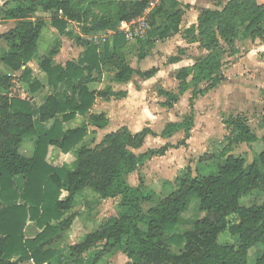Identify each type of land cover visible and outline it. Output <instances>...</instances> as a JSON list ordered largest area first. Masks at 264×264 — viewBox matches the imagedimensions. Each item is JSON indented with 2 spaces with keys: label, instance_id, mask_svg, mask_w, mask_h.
Returning <instances> with one entry per match:
<instances>
[{
  "label": "trees",
  "instance_id": "trees-1",
  "mask_svg": "<svg viewBox=\"0 0 264 264\" xmlns=\"http://www.w3.org/2000/svg\"><path fill=\"white\" fill-rule=\"evenodd\" d=\"M213 7H199L197 22L183 27L189 4L180 0H161L148 12L149 29L137 38L138 59L146 58L157 42L181 34L188 44L197 43L207 54L194 58L191 65L176 68L178 90H160L173 107L190 89L189 116L166 124L162 135L171 137L180 130L184 138L176 144L149 149L137 154L149 128L132 133L127 127L111 132L96 146L84 143L90 126L104 128L106 114L89 113L98 96H121L110 87L91 90L89 84L101 78L105 70L114 72L112 80L128 83L136 76L151 79L159 66L134 69L126 58L129 43L120 26L143 16L151 0H2L0 10L15 26L0 34L6 47L0 48V61L17 72L36 60L46 74V83L33 77L26 66L19 76L0 73V264H98L107 254L121 250L125 264H248L249 251L258 246L256 264H264V201L241 205V197L264 196V134L259 137L246 117L238 114L224 120L229 146L217 156L200 157L195 172L191 169L167 195H157L143 180L136 186L128 175L155 156H164L171 148L186 146L195 119V101L220 84L225 76V56L239 52L236 41L254 42L264 38V3L258 0H213ZM38 11L51 13V25L58 36L45 55L38 53L42 31L47 26ZM70 22L80 23L84 35L68 30ZM112 30L110 36H94ZM61 36L72 37L84 46L78 60L58 64ZM188 47H179L167 57L175 64L186 57ZM203 82L207 86L201 87ZM25 86V87H24ZM46 88L41 103L35 94ZM264 124V87L261 90ZM84 115L87 120L73 127L65 123ZM263 148L248 162L230 152L233 145ZM31 144L30 155L21 150ZM70 165H53L48 160L51 146L69 153L80 144ZM96 195L95 204L116 199L115 214L63 251L61 241L78 218V196ZM197 197L199 215L191 229L183 213ZM150 204L145 207V204ZM39 232L28 237V222ZM228 230L235 242H220ZM172 247H179L173 252Z\"/></svg>",
  "mask_w": 264,
  "mask_h": 264
},
{
  "label": "crops",
  "instance_id": "crops-1",
  "mask_svg": "<svg viewBox=\"0 0 264 264\" xmlns=\"http://www.w3.org/2000/svg\"><path fill=\"white\" fill-rule=\"evenodd\" d=\"M183 4H189L190 7L187 8L186 14L184 16L183 20V27H188L194 23L197 22V17H198V8L199 7H213L215 4L213 0H180ZM259 3H264V0H258ZM0 3H2V0H0ZM35 17H43L45 18L47 22V26L44 28V30L41 33L40 40H39V47H38V53L40 56L45 55L47 51L49 50H44L46 49V46L49 45L50 41L51 43L56 39L58 36L57 30L51 25V13L48 12H43V11H38ZM15 20L11 19H5L3 12L0 10V34L8 31L12 27L15 26ZM81 24L76 23V22H70L68 26V30H71L73 27H75L82 36L90 38L93 35H84L81 31ZM114 34V31L112 30H106L97 33L94 36H112ZM181 36V34H180ZM66 36H61L62 38V43L64 42V38ZM70 38V37H67ZM72 38V37H71ZM262 39H256L250 47L249 51L242 55L241 58L235 59L232 64L230 65V68H227V64L223 67V74L225 76L224 80L218 84L216 87L213 89L209 90L207 93L204 95H200L196 101H195V110H196V121H194V126L191 130V137L187 141V145H190L189 148L192 149V141L194 139V131H195V124L197 123V117L201 116V114L204 112L200 108L203 105V103H207L206 106L204 107V110L210 109V112L214 111V109L220 106L229 105L233 104L234 108H239L240 111L238 113H242L244 109L248 108V105H251V92L252 90H239V92H235L234 88H231V78H230V73L231 71H237V68L239 67L243 73L242 76L244 78H261L264 77V42H261ZM73 41L75 42L76 45L81 47V51L77 56H73L71 58H68V55L64 54V48L60 47V51L57 53L55 56V61L58 64L65 65L68 61L70 60H78L82 53L84 52L85 48L84 46L78 44L75 39L73 38ZM43 43V44H42ZM157 45V44H156ZM155 45V46H156ZM178 45H181V47H188V54L195 56V58H200L203 57L207 54V51L203 48H200L197 43L193 44H188L183 37L181 36L180 43ZM42 46V47H41ZM51 46V45H50ZM3 47L0 45V48ZM44 48V49H43ZM50 48V47H49ZM139 54V47L138 43L129 40L127 49H126V58L129 61L130 57L131 58H138ZM148 56L140 61V66L139 69L145 70L149 69L154 65H149L147 62ZM138 60V59H137ZM130 65L134 68H138V64H135L134 61H129ZM194 60L193 59H187L185 57L182 59L179 63L175 64H170V67L176 69L182 66H187L193 64ZM172 65V66H171ZM178 65V66H177ZM26 66H28L33 73V77L38 78L39 80L43 81L46 83V74L39 69L38 63L36 60L30 61ZM26 66H23L21 70L17 72H12L10 71L1 61H0V73H7L9 75L13 76H19L22 71L25 69ZM156 66V65H155ZM224 68H227L224 70ZM246 68H250V70H247ZM114 72L111 70H105L103 71L101 78L97 81H94L89 84V87L91 90H103L107 87H110L115 93L122 92L123 95L121 96H109V97H104V96H98L96 98V101L92 108L90 109L89 113L93 114H101L104 113L107 115L109 122L104 128H98L96 126H90V134L85 138L84 143H89L91 146H96L99 144L105 135L117 131L121 129L122 127H127L132 133H137L142 131L144 128H149L152 130L153 133H149L145 137L144 144L137 149H134V151L139 154V153H144L148 151L149 149H155L159 148L166 143H171V142H165L163 144V141L169 138L173 137L175 134L181 135V132L184 133L183 130L178 131L171 137H164L162 135V132L169 122H177L180 121L178 120L177 114L175 112V108L177 105L181 102H188L191 96V91L193 90V85L191 84L190 89L186 91L181 97L180 100L174 104L173 107H166L162 104L166 100V97L164 95H159L158 97L156 96L154 99L149 98V95H151L152 92L155 90H146L144 87V84L147 80L140 78L139 76H136L133 80H131L128 83H118L112 80ZM109 75V80L106 82V77ZM175 81L171 84L170 89L167 90H178V85L179 82L174 77ZM169 81V80H168ZM25 87V86H24ZM261 88L259 87V90ZM47 90L46 88L42 89L38 93L35 94V101L38 103V97L40 96L41 100L39 103H41L46 95H47ZM261 94V92H259ZM261 99V98H260ZM209 102V103H208ZM185 110L186 107L189 105H184ZM190 111V108H189ZM237 113V114H238ZM201 118V117H200ZM87 120V117L84 115L77 114L75 118L72 120L68 121L65 123V127L67 128H73L76 127L83 122ZM184 135V134H183ZM259 136V135H258ZM184 138V136H183ZM182 138V139H183ZM162 141L161 146L159 147H149L147 143L149 141ZM171 144H176L172 142ZM83 145L80 144L77 146L74 150H72L69 153H62L59 148L55 146H51L48 154V160L49 162L50 155L52 154V159L58 160L63 157H66L67 155L72 154L75 159L76 155V150ZM186 145V146H187ZM173 149V148H171ZM182 151V147L179 148H174V150ZM170 150V149H169ZM185 150V149H184ZM169 153V151H168ZM164 156H155L149 158L146 163L139 167L136 171L130 173L128 175V182L132 186H136L140 183V180H143L144 183L149 186L152 190L156 192L157 195H167L169 192H171L177 185L178 181L180 178L184 176V174L187 172L185 167H181L182 165L175 166L177 167V170H174L173 167L170 168L171 165H173L174 160L171 162H166V166L163 167V169L158 173V177L160 180L156 182L155 185L151 183L152 179V174L154 173L151 172L148 169V165L152 163L155 159H167V154ZM53 165H63L62 164H54L51 162ZM180 163V162H178ZM171 171V172H170ZM109 200H116V199H104L101 200L102 202H107ZM200 203V200H199ZM199 207V205H198ZM39 232V228L35 226L32 222H28L25 228V233L28 237H33ZM85 234L80 235L79 240H81L84 237ZM68 238V237H67ZM77 235L73 236L69 235V240L66 242V239L61 240L58 242V244H62L60 251H63L67 248V246L76 243ZM20 264H34L33 261H26ZM46 264V263H45Z\"/></svg>",
  "mask_w": 264,
  "mask_h": 264
},
{
  "label": "rangeland",
  "instance_id": "rangeland-1",
  "mask_svg": "<svg viewBox=\"0 0 264 264\" xmlns=\"http://www.w3.org/2000/svg\"><path fill=\"white\" fill-rule=\"evenodd\" d=\"M74 32H77V29L75 27L72 28ZM64 42L61 44V47L64 48V54L68 55V58H71L73 56H77L79 52L81 51V47L76 45L73 41V38H67L63 37ZM181 36L180 34L175 35L174 37L169 38L166 41H159L157 42V45L152 49L151 53L148 55L147 62L151 65L159 66L160 70L155 75V77L147 80L144 84V87L146 90H155L154 92L149 95V98H155L158 97L160 90H167L170 89L171 84L173 81H175V71L176 69L170 67V64H166L167 57L171 54H175L178 51V48L181 47V45H178L180 43ZM134 42H137L134 40ZM261 42H264V38L261 40ZM53 43V42H52ZM52 43L50 41L49 45L46 46L45 51L49 49V47L52 46ZM254 42H241L236 41V46L239 48V52L235 54L234 56H225L227 68H230V65L235 59L241 58L242 55L247 53L249 51L250 47H252ZM43 44V43H42ZM0 45L3 47H6V43L4 41H0ZM51 45V46H50ZM42 47V46H41ZM189 48H186L188 51ZM187 59H194L195 56L189 55L188 52L186 53ZM138 59V58H137ZM135 58L129 59V61H134L135 64H138V68L140 66L139 59L137 60ZM179 63V62H178ZM172 66V65H171ZM178 66V65H177ZM227 68H224L226 70ZM247 70H250V68H246ZM243 71L238 67L237 71H231L230 78L232 79L229 84H231V88H234L235 92H239V90H252L251 92V105L249 106V109L246 108L243 110L242 113H238L240 111L239 108H234V105L231 103L229 105L220 106L214 109V111L210 112V109L204 110V107L207 103H203L201 110L204 111L199 118L197 117V123L195 124V131H194V139L191 143L192 149L189 148L190 145L187 146H181L182 151H178L173 149L169 150V153L167 154V159H155L152 163L148 165V169L154 173L152 174L151 183L153 185L156 184L160 178L158 177V173L163 169V167L166 166V162H171L174 160L173 165L170 166V168L173 167L174 170H177L178 165H182L181 167H185L186 171L188 169H191L195 172L197 162L200 157L204 156L205 154H214L219 156L224 148L229 146L227 135L228 130L226 128V125L224 124V120L228 119L230 116H236L238 114H241L242 116L246 117L249 124L253 127V129L257 132L259 137H262L264 134V124L261 121L262 117V111H263V101H262V94H259L261 92L262 88L264 87V77L261 78H244L242 76ZM109 75L106 77V82L109 80ZM169 80V81H168ZM208 82H203L201 84V87L207 86ZM259 87L261 88L259 90ZM175 90V89H174ZM160 95V94H159ZM261 98V99H260ZM41 98L38 97V103L40 102ZM209 103V102H208ZM189 105V103L181 101L177 107L175 108V112L177 114L178 120H184L189 116V106L186 107L184 105ZM207 107V106H206ZM238 113V114H237ZM196 110H195V119L196 121ZM201 117V118H200ZM180 134V133H179ZM175 134L173 137L169 138L167 141L164 140L163 144L165 142H174L177 143L178 141L182 140L183 138V132H181V135ZM162 141H149L147 145L149 147H159L161 146ZM263 148V145L261 141H258L252 145H247L246 143H240L233 145L232 149L230 150L231 153H233L236 156H243L246 158L248 162L253 161L256 158V155L259 151H261ZM21 152L24 155H30L31 153V144L26 143L22 147ZM50 161L54 164H62L65 163L67 165H70L73 160L74 156L72 154L67 155L66 157H63L58 160L52 159V154L49 157ZM180 162V163H178ZM171 172V171H170ZM157 185V184H156ZM97 199L96 195L90 194L88 192H85L83 195L78 196V210L80 211V214L78 218L75 220L74 224L72 225L71 229L66 233L63 239H66L65 241L68 242L69 235L75 236L77 235L76 242L79 241V236L82 234H87L94 228L98 227L100 223L106 220V218L112 214H115L117 200H109L107 202L100 201L99 203L95 204V200ZM264 201V196H249V197H241L239 200V203L241 205L250 206L253 204L262 203ZM199 198L194 197L191 200V203L188 207V209L183 213V218L186 223L180 225V230L185 229H191L193 226V222L196 220V218L199 215ZM150 204L146 203L145 207H149ZM84 235V236H85ZM68 237V238H67ZM62 239V240H63ZM220 242H229L234 243L235 239L232 237L228 230H225L222 232L219 236ZM60 242V241H59ZM62 244H56V247L58 250L63 249L61 247ZM261 250L263 249V244L258 245ZM258 246L253 247L249 251V258H248V264H256L255 259L258 255ZM173 252L178 253L179 247H172ZM128 258L125 253H123L121 250H117L113 253L107 254L104 256L101 261L98 264H125L127 262Z\"/></svg>",
  "mask_w": 264,
  "mask_h": 264
},
{
  "label": "built area",
  "instance_id": "built-area-1",
  "mask_svg": "<svg viewBox=\"0 0 264 264\" xmlns=\"http://www.w3.org/2000/svg\"><path fill=\"white\" fill-rule=\"evenodd\" d=\"M160 1L161 0H151L150 8L143 16L129 22H125L120 26V29L125 33L128 40L133 41L137 38H144L146 36L147 31L150 27L147 14L153 7L159 4Z\"/></svg>",
  "mask_w": 264,
  "mask_h": 264
}]
</instances>
